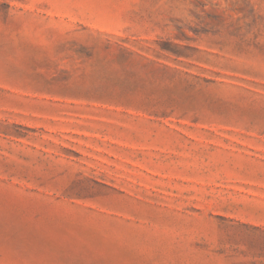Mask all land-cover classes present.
Listing matches in <instances>:
<instances>
[{
  "label": "rangeland",
  "instance_id": "1",
  "mask_svg": "<svg viewBox=\"0 0 264 264\" xmlns=\"http://www.w3.org/2000/svg\"><path fill=\"white\" fill-rule=\"evenodd\" d=\"M0 264H264V0H0Z\"/></svg>",
  "mask_w": 264,
  "mask_h": 264
}]
</instances>
